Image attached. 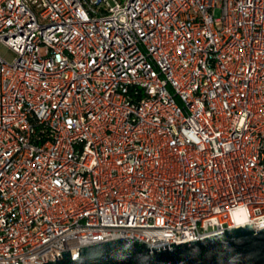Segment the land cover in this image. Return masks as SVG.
I'll return each mask as SVG.
<instances>
[{
	"label": "built area",
	"instance_id": "2783aa9c",
	"mask_svg": "<svg viewBox=\"0 0 264 264\" xmlns=\"http://www.w3.org/2000/svg\"><path fill=\"white\" fill-rule=\"evenodd\" d=\"M0 45V264L264 229V0H0Z\"/></svg>",
	"mask_w": 264,
	"mask_h": 264
},
{
	"label": "water",
	"instance_id": "95a60500",
	"mask_svg": "<svg viewBox=\"0 0 264 264\" xmlns=\"http://www.w3.org/2000/svg\"><path fill=\"white\" fill-rule=\"evenodd\" d=\"M201 240L150 247L134 237L121 238L79 248V257L70 252L43 264H264V229L244 227ZM59 257V256H58Z\"/></svg>",
	"mask_w": 264,
	"mask_h": 264
},
{
	"label": "rangeland",
	"instance_id": "374dc122",
	"mask_svg": "<svg viewBox=\"0 0 264 264\" xmlns=\"http://www.w3.org/2000/svg\"><path fill=\"white\" fill-rule=\"evenodd\" d=\"M215 15L218 16L219 11H216ZM0 57L5 59L6 61L10 62L13 59L14 54L8 48L0 45Z\"/></svg>",
	"mask_w": 264,
	"mask_h": 264
}]
</instances>
